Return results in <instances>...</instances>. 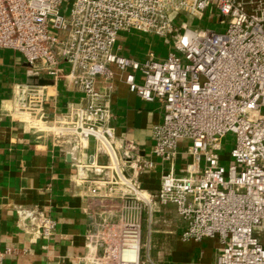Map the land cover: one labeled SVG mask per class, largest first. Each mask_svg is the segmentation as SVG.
<instances>
[{
  "label": "built area",
  "instance_id": "built-area-1",
  "mask_svg": "<svg viewBox=\"0 0 264 264\" xmlns=\"http://www.w3.org/2000/svg\"><path fill=\"white\" fill-rule=\"evenodd\" d=\"M217 13L224 32L192 25L204 17L212 23ZM130 31L160 37L170 49L162 59L153 51L143 60L117 54V37ZM0 49L20 53L37 76L63 77L83 93L49 122L43 85L16 84L7 112L63 144L90 195L118 188L123 198L172 205L184 222L182 241L218 239L215 264H264V0H73L67 12L61 0H0ZM111 65L126 72L131 92L162 108L150 127L151 155L167 167L153 192L138 177L155 160L111 124ZM228 133L233 145L223 157ZM179 148L189 157L180 170ZM14 214L31 241L52 237L56 222L43 207L17 205ZM93 225L89 239L98 250L88 264H142L139 221ZM11 252L0 248V264H9Z\"/></svg>",
  "mask_w": 264,
  "mask_h": 264
},
{
  "label": "crops",
  "instance_id": "crops-1",
  "mask_svg": "<svg viewBox=\"0 0 264 264\" xmlns=\"http://www.w3.org/2000/svg\"><path fill=\"white\" fill-rule=\"evenodd\" d=\"M61 1L62 11L67 12L73 0ZM179 18L182 19V16ZM161 44L164 43L160 37L130 31L117 37L113 50L138 60H143L148 52L153 51L156 59H162L170 47L158 53ZM60 69L65 73L68 63L61 60ZM111 69L110 110L114 131L117 136L132 139L141 156L153 158L150 127L161 121L162 108L158 102L145 101L131 92L124 80L126 72L114 65H111ZM34 73V68L28 65L20 53L0 49V248L11 249L12 252L6 257L9 264H88L98 250V245L89 239L93 224L104 218L117 220L119 212H110L103 207L104 199L97 197V194H89V189L78 178L69 155L64 154L63 144L47 135L38 137L7 112L15 85L33 81L31 77ZM38 77L49 81L43 84L47 94L44 119L49 122L55 121L72 102L78 101L83 95L63 77ZM100 80L97 78L98 82ZM93 149L94 145L89 141L84 158L90 161ZM179 150V160L175 166L178 170L183 169L189 160L188 155L181 152V148ZM103 157L98 156V160L103 161ZM154 160L155 166L138 177L141 187L146 191H154L159 187L160 174L167 167L158 159ZM17 205H38L47 210L56 222L52 237L31 241L29 235L16 224L14 208ZM175 214L177 232L175 236L163 239L162 248L154 253V263L215 264L220 249L218 239L182 241L180 232L184 222ZM163 218H169V215ZM147 226H141L144 234L148 233ZM148 257L152 255L147 254Z\"/></svg>",
  "mask_w": 264,
  "mask_h": 264
},
{
  "label": "rangeland",
  "instance_id": "rangeland-1",
  "mask_svg": "<svg viewBox=\"0 0 264 264\" xmlns=\"http://www.w3.org/2000/svg\"><path fill=\"white\" fill-rule=\"evenodd\" d=\"M219 14H216V19L212 23L206 22V17L199 18L194 21L192 24L194 27H209L212 30H215L216 32H224L226 26L225 24L219 23ZM181 18L176 20L175 24H178ZM149 35V34H148ZM153 36V35H152ZM164 43V41H163ZM168 47L167 43L161 44L158 46L157 52H162ZM156 48V46H155ZM234 140V135L232 133H228L225 135V137L222 140V150L220 153L222 156H226L229 151L232 148ZM92 145H93V139H90ZM222 163L227 164V159L224 158V160H221ZM153 192V191H150ZM100 199H104L103 203L104 208L108 209L110 212L113 211L119 212L118 217H123L125 220H137L142 225H148L147 226V232L144 234L143 231H145V227L143 226V231L141 232V250H140V261L142 264H155L154 262V253L156 250H160L162 247V241L167 236H175L176 230V221L174 213L175 210L173 209L172 205H158L156 203H152V205H147L143 203L142 201L136 199L135 197L131 198H123L120 196L119 193H116L114 190L109 191L106 189H101L100 192L96 195ZM165 207L168 209L165 210ZM174 210H172L171 209ZM174 212V213H173ZM122 214V216H121ZM157 215V218L156 216ZM166 215H169V218H163L162 217ZM176 215V214H175ZM114 218H117L116 216H113ZM150 241V254L152 255L151 258H147V244ZM155 244V245H154ZM153 260V261H152Z\"/></svg>",
  "mask_w": 264,
  "mask_h": 264
},
{
  "label": "water",
  "instance_id": "water-1",
  "mask_svg": "<svg viewBox=\"0 0 264 264\" xmlns=\"http://www.w3.org/2000/svg\"><path fill=\"white\" fill-rule=\"evenodd\" d=\"M32 80L31 82H28V83H34V84H38V85H43V84H46L47 82H49L48 80H44L40 77L37 76L36 73L32 74ZM98 162L100 163L101 160H98Z\"/></svg>",
  "mask_w": 264,
  "mask_h": 264
},
{
  "label": "bare ground",
  "instance_id": "bare-ground-1",
  "mask_svg": "<svg viewBox=\"0 0 264 264\" xmlns=\"http://www.w3.org/2000/svg\"><path fill=\"white\" fill-rule=\"evenodd\" d=\"M115 192H119V190H118V188H115ZM145 195V194H144ZM149 241V240H148ZM147 247H148V249H147V254L149 255L150 254V241H149V243L147 244ZM151 256V255H150Z\"/></svg>",
  "mask_w": 264,
  "mask_h": 264
}]
</instances>
